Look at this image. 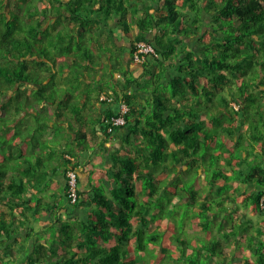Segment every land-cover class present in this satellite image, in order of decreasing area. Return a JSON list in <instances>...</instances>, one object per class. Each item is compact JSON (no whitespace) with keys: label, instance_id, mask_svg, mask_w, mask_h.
Instances as JSON below:
<instances>
[{"label":"trees","instance_id":"trees-1","mask_svg":"<svg viewBox=\"0 0 264 264\" xmlns=\"http://www.w3.org/2000/svg\"><path fill=\"white\" fill-rule=\"evenodd\" d=\"M263 165L264 0H0V264H264Z\"/></svg>","mask_w":264,"mask_h":264},{"label":"rangeland","instance_id":"rangeland-1","mask_svg":"<svg viewBox=\"0 0 264 264\" xmlns=\"http://www.w3.org/2000/svg\"><path fill=\"white\" fill-rule=\"evenodd\" d=\"M138 69V68H137ZM77 72V71H76ZM76 72H75V74H76ZM115 76H117L118 74L117 73H115L114 74ZM59 76H60V74H59ZM73 79V80H72ZM72 79H69V78H65V80L62 78L61 80L59 79V78H55V82H56V84L57 85H61V86H68V87H71V88H73L72 86H73V82L76 84L78 81L77 80H74V78H72ZM78 86V85H77ZM27 89H28V91L27 92H31L32 91V89H33V87L31 86V87H27ZM26 89V90H27ZM74 90H72V89H70L68 92L70 93V94H73L72 92H73ZM167 92L169 93V90H167ZM85 97V96H84ZM75 98H78V97H75ZM29 118V123H33V121H32V119H31V116L29 115L28 116ZM54 120L53 119H51L50 121H47L48 122V125H51V123L53 122ZM53 126V125H52ZM54 129H56L55 130V132H56V134L55 135H61V131H60V126H58V127H56V128H54ZM50 135H51V133L49 132V131H47L46 132V134H45V136H47V138L48 137H50ZM59 139H60V137H59ZM50 144H51V142H49ZM70 147V146H69ZM75 147V146H74ZM76 148V147H75ZM30 149H32V146H30ZM94 153V151H91V152H89V154H92V155H95V154H98V153H95V154H93ZM92 162H94V161H92ZM197 179H198V183H201V181L199 180V177H197ZM213 194V193H212ZM242 199V198H241ZM226 202V201H225ZM226 204V206L229 208V206H230V204H229V202H226L225 203ZM240 204V203H239ZM241 205V204H240ZM185 210V208L184 207H180V205H177V207L175 208V211H176V215L175 214H172L173 216V220L176 222H179L180 224H177V232L178 233H180V234H182V235H186V236H190L191 234H189V233H191V231H192V229L188 226V227H186V225H188L189 224V219H188V217H186L185 215H182L181 213L183 212ZM251 215V214H250ZM183 219V220H182ZM182 221V222H181ZM36 227L38 226L39 227V225H40V223L37 221L36 223ZM186 228H187V230H186ZM188 234H187V233ZM213 232H216V229H214L213 230ZM170 236H171V233L169 232V233H166V238H170ZM222 243H224V241H222ZM18 245V244H17ZM233 247V243H231L230 244V248H232ZM244 249V248H243ZM235 254V256H239V255H241V256H244V254L242 253V252H236V253H234ZM233 254V255H234ZM237 254V255H236ZM246 254L248 255V252H246ZM233 255H231L230 256V260L228 261V263L227 264H231V259L233 258V257H235V256H233ZM241 256H239L238 258H241ZM215 262H216V264H222V259H217V258H215ZM230 262V263H229ZM24 264H26V263H24Z\"/></svg>","mask_w":264,"mask_h":264},{"label":"built area","instance_id":"built-area-1","mask_svg":"<svg viewBox=\"0 0 264 264\" xmlns=\"http://www.w3.org/2000/svg\"><path fill=\"white\" fill-rule=\"evenodd\" d=\"M137 51L139 53H153V48L150 44L144 43V42H140L137 44ZM138 53H135V61L136 62H141L143 59V56H138ZM100 100H104L107 102H111L112 101V97L108 96L104 93L100 94L99 96ZM127 111V106L125 104H121L120 106V114L118 115H113L110 117V119L107 121L108 123L110 122L111 125L108 126L107 131L111 132L112 130V126H121L124 124L125 120H124V113ZM264 168V165H263ZM67 177H68V185H69V198H70V202L74 203L77 200V193H76V187H77V180H76V173L75 171H68L67 172ZM264 201V197L261 198V203ZM264 203V202H263Z\"/></svg>","mask_w":264,"mask_h":264},{"label":"crops","instance_id":"crops-1","mask_svg":"<svg viewBox=\"0 0 264 264\" xmlns=\"http://www.w3.org/2000/svg\"><path fill=\"white\" fill-rule=\"evenodd\" d=\"M96 106L98 108L97 110L99 112H102L107 107H111L112 105H101L98 103V104H96ZM50 137H51V135H50ZM106 144L111 145V143H109V142ZM88 154L89 153L86 152V154L78 157V159L81 162V166H79L76 171L78 173L82 187H88V184L90 182V173L92 170H103L105 168V166L107 164H109V162H107V161L102 164L100 154H95L92 156H89ZM92 161H94V162H92Z\"/></svg>","mask_w":264,"mask_h":264},{"label":"clouds","instance_id":"clouds-1","mask_svg":"<svg viewBox=\"0 0 264 264\" xmlns=\"http://www.w3.org/2000/svg\"><path fill=\"white\" fill-rule=\"evenodd\" d=\"M140 43V42H139ZM145 43V42H144ZM148 44V43H147ZM154 51V50H153ZM117 76H119V75H117ZM122 104H124V103H122Z\"/></svg>","mask_w":264,"mask_h":264}]
</instances>
